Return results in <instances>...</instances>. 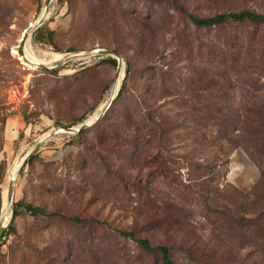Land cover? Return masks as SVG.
I'll return each instance as SVG.
<instances>
[{
	"label": "rangeland",
	"instance_id": "1",
	"mask_svg": "<svg viewBox=\"0 0 264 264\" xmlns=\"http://www.w3.org/2000/svg\"><path fill=\"white\" fill-rule=\"evenodd\" d=\"M48 1L0 0V218L7 214L14 227L2 239L0 264L156 263L153 256L140 251L135 238L120 231L169 245L180 264H264V184L256 189L264 177V93L256 97L249 93L244 100L247 107L258 111L252 113L258 148L226 147L228 152L223 155L228 161L222 169L225 182L251 193L247 201L226 186L227 195L237 201L235 205L224 202L220 209L228 211L227 215L202 210L194 200L195 190L181 188L191 183L187 168L172 166L178 183L159 173L149 176L157 164L140 169L131 165L123 149L107 154L100 148L99 129L92 126L83 142L65 130L45 142L14 178L13 206L9 201L6 205L3 197L17 160L61 127L92 121L88 118L108 103L113 91L117 94L126 77L127 60L134 68L128 85L136 91L144 90L152 67L164 63L186 72L181 80L189 85L193 73L210 63L208 55L201 58L204 45L217 50L223 41L245 44L257 30L243 23L198 28L180 13V6L206 17L243 9L262 13L264 0H52L43 28L46 33L55 31L53 44L34 41V34L31 46L23 44L24 33L42 16ZM102 48L122 55L125 77L121 82L118 60L114 66L101 56L75 58L53 68L77 52ZM118 102L116 107L124 112L127 106ZM119 116H115L114 129ZM184 153L181 148L175 151L177 162L183 163L180 156ZM137 182L146 186L142 197L137 194ZM177 195L189 199L181 203L188 224L181 229L166 207L173 199L181 201ZM145 197L153 204L151 216L140 209ZM21 200L47 213L77 216L83 222L28 212L14 216L15 203ZM148 217L163 222H156L162 227L147 226Z\"/></svg>",
	"mask_w": 264,
	"mask_h": 264
},
{
	"label": "trees",
	"instance_id": "2",
	"mask_svg": "<svg viewBox=\"0 0 264 264\" xmlns=\"http://www.w3.org/2000/svg\"><path fill=\"white\" fill-rule=\"evenodd\" d=\"M180 10V13L198 28H222L243 23L257 27V30L251 41H245V44L244 41L233 44L223 41L217 50L204 45L205 50L201 51V58L204 60L208 55L210 63L192 72L194 75L189 85L181 80L186 72L170 69L168 63H164L160 67H152V74L145 79L147 84L144 90L136 91L128 85L127 80L131 78L134 68L132 62L127 60L126 77L112 108L92 128L99 129L100 148L107 154L112 150L123 149L127 151L131 165L140 169L157 164L156 169L149 172V176L159 173L172 183H178L179 175L172 166L187 168L191 183L181 188L195 190L193 193L197 199L194 200L202 210L210 214L227 215L228 211L220 209L224 202L230 200V203L235 205L237 201L233 195H227L226 186L233 188L243 199H251V193L245 194L233 184L225 182L222 169L228 162L223 157L228 152L226 147L232 149L244 145L258 148L255 142L259 137L255 134L256 130L252 129L255 121L252 113L258 111L247 107L244 100L249 93L254 97L264 93V83L260 84L264 78V12L249 9L230 10L201 17L190 12L184 5L180 6ZM45 33L42 25L35 31L34 41L53 44L55 31L51 30L46 35ZM250 44H259L262 47L253 49ZM105 58L107 62L117 66V59L111 55ZM239 95L243 98L240 103ZM118 101H123L121 104L127 106L124 112L116 107ZM119 114L118 127L114 129L113 122L118 120L115 116ZM87 131L89 130L75 134L74 140L83 142V135ZM179 148L185 151L180 156L183 163L177 162L175 158V151ZM35 156H32L31 160ZM116 174L120 175L118 172ZM262 184L264 177L258 184L257 191ZM145 187L139 182L136 183V191L140 197L146 194ZM255 195L258 197L260 193L255 190ZM177 196L175 198L181 201L173 199L166 203V207L175 214V224L181 229L188 226L184 219L187 214L183 212L181 203L188 202L189 199H183L182 195ZM144 199L141 200V212L151 216L153 204L149 198ZM0 203L2 208L1 188ZM23 212L83 222L77 216L68 217L60 212L47 213L43 208L21 200L15 203L14 216ZM148 218L145 222L147 226L162 227L163 222L153 217ZM11 230H14L12 223L3 231L0 245ZM120 233L135 238L140 251L153 256L155 264H180L173 259L169 245L153 244L148 238H137L134 232L130 231Z\"/></svg>",
	"mask_w": 264,
	"mask_h": 264
},
{
	"label": "water",
	"instance_id": "3",
	"mask_svg": "<svg viewBox=\"0 0 264 264\" xmlns=\"http://www.w3.org/2000/svg\"><path fill=\"white\" fill-rule=\"evenodd\" d=\"M52 0H49L47 3V6L45 7V13L37 19V21L35 23H33V25H31L28 28V31L26 33H24L23 36V44H25V40L30 37V40L32 38V35L35 33V31H37L42 25L43 23H45L46 19L49 17L48 15L50 14V5H51ZM112 56L115 59L118 60V73L120 71V69L123 67L124 65V59L122 57V55L114 50V49H94L88 52H82V53H76L74 55H70L69 57H67L65 59V61H63L62 63L58 64L57 66L53 67L56 68L58 66H60L63 63H66L70 60H73L75 58H86V57H92V56H101V57H106V56ZM37 67H42V68H49L48 66L44 65V64H34ZM124 70H125V66H124ZM125 77V75H124ZM124 79V78H123ZM123 84V81L120 84L119 90L117 92V94H115L110 100H109V104L105 107V109L103 111H101V113L99 114L98 118L92 122V123H87L86 121L81 123L78 127H61V129L54 131L50 134H48L47 136H45L43 139H41L37 145L26 154V156L24 157V159L22 160L21 166L19 168V175L21 173V171L24 169V167L27 165V163L29 162V160L32 158V156L42 147V145L47 142L49 139H51L54 135L58 134L60 131L65 130L68 131L70 133H75V134H80L82 131L88 129L89 127L93 126L94 124H96L97 122H99L107 113V111L109 110L110 107H112V104L114 102V100L117 98L120 90H121V86ZM15 182L16 180H12L9 183V187H8V201L10 203V206H13V202H14V187H15ZM14 214V211L13 213ZM7 214L2 215L0 218V236L2 235L3 231L5 229H7V227L10 225V221L6 222L5 218H6Z\"/></svg>",
	"mask_w": 264,
	"mask_h": 264
},
{
	"label": "bare ground",
	"instance_id": "4",
	"mask_svg": "<svg viewBox=\"0 0 264 264\" xmlns=\"http://www.w3.org/2000/svg\"><path fill=\"white\" fill-rule=\"evenodd\" d=\"M46 10V9H45ZM45 13V11L43 12V14ZM42 14V15H43ZM28 31V30H27ZM26 31V32H27ZM25 43L28 45V46H31V42H30V37H28L26 40H25ZM60 55H58V54H55L54 55V57H59ZM61 57V56H60ZM52 58V57H51ZM21 59H22V57H21ZM60 59V58H59ZM120 73V75H119V82H121L120 80L121 79H123V76H124V72H125V70H124V66L120 69V71H119ZM115 88H116V86H115ZM119 90V89H118ZM115 93H116V91H115ZM115 93H114V91H113V95H112V97L115 95ZM111 97V98H112ZM110 98V99H111ZM109 104V101H108V103L107 104H103L102 106H101V108H100V110L99 111H97V112H95L94 114H92L88 119L89 120H92V121H86L87 123H92V122H94L97 118H98V116H99V114L101 113V111H103V109H105L104 108V106L106 105H108ZM105 106V107H106ZM96 118V119H95ZM25 157V156H24ZM24 157H22L21 159H19V160H17L15 163H14V165L12 166V168H11V172H10V181H12V180H14V178L17 176V174H18V172H19V168H20V166H21V163H22V160L24 159ZM10 183V182H9ZM8 187H9V185H8ZM8 187H6V189H5V191H4V201H5V204L7 205L8 204ZM5 221L6 222H8L7 221V216H6V218H5Z\"/></svg>",
	"mask_w": 264,
	"mask_h": 264
},
{
	"label": "built area",
	"instance_id": "5",
	"mask_svg": "<svg viewBox=\"0 0 264 264\" xmlns=\"http://www.w3.org/2000/svg\"><path fill=\"white\" fill-rule=\"evenodd\" d=\"M0 210L2 211V208H1V203H0Z\"/></svg>",
	"mask_w": 264,
	"mask_h": 264
}]
</instances>
